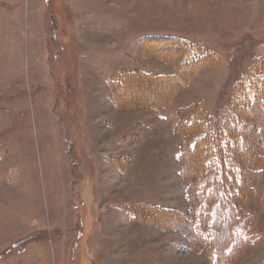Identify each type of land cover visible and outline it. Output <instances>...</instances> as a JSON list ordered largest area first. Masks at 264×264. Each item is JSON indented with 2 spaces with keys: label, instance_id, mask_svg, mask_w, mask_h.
<instances>
[{
  "label": "rangeland",
  "instance_id": "rangeland-1",
  "mask_svg": "<svg viewBox=\"0 0 264 264\" xmlns=\"http://www.w3.org/2000/svg\"><path fill=\"white\" fill-rule=\"evenodd\" d=\"M189 4L0 0V264H217L192 235L190 145L217 120L230 157L234 108L264 90V0H193L202 22L221 8L212 30ZM172 40L204 64L180 70ZM261 143L247 192L224 194L253 235L228 264H264Z\"/></svg>",
  "mask_w": 264,
  "mask_h": 264
},
{
  "label": "trees",
  "instance_id": "trees-1",
  "mask_svg": "<svg viewBox=\"0 0 264 264\" xmlns=\"http://www.w3.org/2000/svg\"><path fill=\"white\" fill-rule=\"evenodd\" d=\"M172 41L171 44L174 45L177 52L175 59H182L180 70L187 65L189 67L194 64H204L202 61H205L206 57L196 55V51L192 49L191 45L180 40ZM193 70L187 72H193ZM254 96V100L249 106H243V109H240L239 106L234 108L236 112L234 114L237 116L236 122L238 125L240 123L242 125L237 128L229 127L224 131L228 137L226 138L227 148L228 146L232 148L228 160L224 161L215 155V151L212 152V146H214L212 135L215 133L219 136L215 126L218 123L217 120L209 125L204 118L203 122H199L200 125L196 124L201 133L199 132L196 141L190 145L191 153L196 154L192 160L193 167L190 168L192 169L191 180H195V175L197 176L196 182H193L192 186L190 185V188L193 187L197 190L190 195L193 204L192 212H195L193 208L196 206L200 208V213L204 211L207 214L200 215L199 221L193 225L194 234L192 231L189 232L202 248L212 249L214 247L217 250V264H228L231 256L237 250L248 242H252L253 235L244 236L237 228V215L232 208L234 203L231 200H226L224 194L232 185L234 187L233 201L235 202L238 198L236 196H244L243 193L247 192L250 181L254 180V176H256L253 173L256 170L254 165H257L260 159H251V156L260 157L257 145L262 142L261 144L264 146V90L256 89ZM243 110H245V116L247 115L245 123L240 121L242 115L244 116ZM205 121L207 124H204ZM190 127H194L193 123L190 124ZM203 130L204 133H202ZM253 133L256 136L258 133L262 135L263 141L257 140L251 143V139L248 137L254 135ZM203 205L206 208H203ZM211 210L216 211L215 214L212 215ZM211 226L213 227L211 228Z\"/></svg>",
  "mask_w": 264,
  "mask_h": 264
},
{
  "label": "crops",
  "instance_id": "crops-1",
  "mask_svg": "<svg viewBox=\"0 0 264 264\" xmlns=\"http://www.w3.org/2000/svg\"><path fill=\"white\" fill-rule=\"evenodd\" d=\"M187 3L190 2L189 6H190V10H189V22L190 24L193 23L192 25H200L202 28H206L208 30H212L215 27L219 26V24L216 26L214 24H212L214 21V16H216L217 14H219L218 10H221V8L219 7H215V9L213 8H208L210 10V12H208V16L205 18V20L202 22V20H199L198 18L196 19V17L199 15V9H197L196 6H192L193 0H185ZM167 2H169V0H167ZM200 5V4H199ZM217 12V13H216ZM224 12V11H223ZM227 12V11H226ZM220 15V14H219ZM226 16V14H225ZM207 19V20H206ZM199 20V21H198Z\"/></svg>",
  "mask_w": 264,
  "mask_h": 264
}]
</instances>
